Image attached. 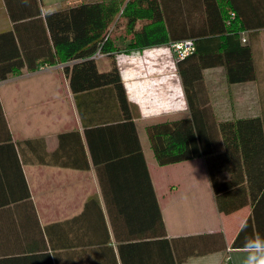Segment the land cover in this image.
Returning <instances> with one entry per match:
<instances>
[{"label": "crops", "instance_id": "1", "mask_svg": "<svg viewBox=\"0 0 264 264\" xmlns=\"http://www.w3.org/2000/svg\"><path fill=\"white\" fill-rule=\"evenodd\" d=\"M74 1L40 3L42 12H48ZM12 29L5 0H0V33ZM243 36L251 43L254 79L230 83L221 66L203 70L209 104L220 121L264 119V53L254 46L264 29ZM153 52L158 53L156 48L149 50ZM114 57L133 126L120 123L108 130L96 123L108 117L103 110L114 109H94L89 96L81 98L91 121L83 125L63 70H50L61 64L23 67L0 81L1 110L19 158L0 147V264H156L161 259L162 222L167 239L184 256L175 264H244L247 253L233 247V241L251 207L219 213L204 157L157 164L145 131L150 120L141 109L145 100L137 91L134 71L125 67L135 58ZM97 66L109 69V58L97 59ZM170 92L154 106L155 114L160 109L168 118L187 114L184 93ZM109 93L111 104L117 95L115 90ZM98 124L100 130L94 128ZM24 140H32L35 149L40 145L48 153L57 151L61 161L82 165L86 158L88 166L23 161L18 144ZM31 148L20 146L27 160ZM215 240L220 247L211 250Z\"/></svg>", "mask_w": 264, "mask_h": 264}, {"label": "trees", "instance_id": "2", "mask_svg": "<svg viewBox=\"0 0 264 264\" xmlns=\"http://www.w3.org/2000/svg\"><path fill=\"white\" fill-rule=\"evenodd\" d=\"M5 3L13 29L0 33V81L23 67L35 70L43 63L61 64L83 125L91 123L81 99L89 96L86 99L92 98L94 109L100 111L104 105L114 109L112 113L110 108L103 110L108 117L96 122L104 123L108 130L123 125L120 123L133 124L112 59L115 53L121 48L129 53L193 39L195 50L176 61L188 113L148 123L149 147L158 165L204 157L219 213L251 207L233 247H243L244 236L264 238V119L217 120L203 85V70L219 66L230 83L254 79L251 43L243 42L242 35L264 29V0H75L48 12H42L40 0ZM121 23L123 28L118 29ZM116 31L120 33L114 35ZM97 51L111 59L109 69H98L97 60L91 58ZM112 90L117 96L110 104ZM95 127L100 130L102 125ZM33 143L24 140L18 144L23 161L88 166L86 158L82 165L61 161L57 151L48 153L40 145L35 149ZM26 144L32 146L28 160L20 149ZM0 147L11 149L19 161L1 105ZM222 173L227 174L225 179ZM145 174L151 188L147 170ZM161 235V259L156 264L182 261L184 256L178 255L173 240L167 239L163 222ZM209 246L211 250L220 247L216 240Z\"/></svg>", "mask_w": 264, "mask_h": 264}, {"label": "rangeland", "instance_id": "3", "mask_svg": "<svg viewBox=\"0 0 264 264\" xmlns=\"http://www.w3.org/2000/svg\"><path fill=\"white\" fill-rule=\"evenodd\" d=\"M59 1L65 2V0H59ZM122 28H123V24L121 23V26L118 29H122ZM119 33L120 31H116L114 32V35L115 34L118 35ZM128 38L129 37L126 34V39ZM168 44L169 43L164 44V45L153 46L148 49L145 48V50L144 49L138 50L141 52H136L137 50H134V51H131L132 54L131 52L128 53V52L122 51L125 48H121V52L118 53V54L120 53L129 54L131 55V57L135 58V61L131 63V65L125 63V67L127 68L130 66L131 70L134 71L133 79L137 86V91L138 93L141 94L142 98L145 100V102L142 103L141 109L143 110V113L148 118H150L148 123L165 120L168 118V117H164L166 115L162 113L163 109H160L161 110L160 113L155 114L156 112L154 110L155 108L154 106H157L160 103V98H164L166 94L170 92V90L168 91V89H170L171 86H173L172 89L174 88V90L170 93L175 94L176 89L177 91H179V95H181L183 92L180 78L177 72L176 59L171 54L168 48ZM254 46L255 48L257 47L261 48L262 53H264V36H262L260 43L259 42L255 43ZM152 48H156L158 52L157 55L155 54V52L149 53V50ZM151 55L155 57H152ZM112 59L115 60V64H116L117 62H116L115 57H113ZM109 61H111L110 58H109ZM50 70H62V68L60 66V67L51 68ZM118 70L120 69L118 68ZM207 86L208 88H210V83H208ZM205 88L207 90V87ZM60 90H64L62 85H60ZM177 100L181 102L182 97H178ZM172 110L169 111V112H172V114L179 112V111H172ZM176 116H179V115H175L174 117Z\"/></svg>", "mask_w": 264, "mask_h": 264}, {"label": "clouds", "instance_id": "4", "mask_svg": "<svg viewBox=\"0 0 264 264\" xmlns=\"http://www.w3.org/2000/svg\"><path fill=\"white\" fill-rule=\"evenodd\" d=\"M22 2L27 4L28 0ZM243 249L247 253L244 264H264V238L256 236L246 239Z\"/></svg>", "mask_w": 264, "mask_h": 264}, {"label": "built area", "instance_id": "5", "mask_svg": "<svg viewBox=\"0 0 264 264\" xmlns=\"http://www.w3.org/2000/svg\"><path fill=\"white\" fill-rule=\"evenodd\" d=\"M242 41L245 42V38L242 35ZM168 48L171 52V54L173 55V57L177 60H180L184 57H186L187 55L191 54L194 50H195V43L194 40L191 38H187V39H182V40H178V41H172L168 44ZM122 54V53H120ZM124 55V54H122ZM102 56H104L103 53H101L100 51L95 52L91 58L97 60L99 58H101ZM43 68V66L41 67V69Z\"/></svg>", "mask_w": 264, "mask_h": 264}]
</instances>
